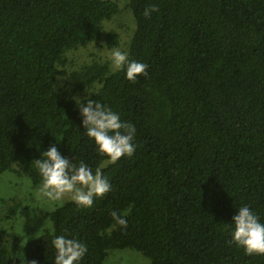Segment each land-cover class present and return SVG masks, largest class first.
<instances>
[{
  "label": "trees",
  "instance_id": "1",
  "mask_svg": "<svg viewBox=\"0 0 264 264\" xmlns=\"http://www.w3.org/2000/svg\"><path fill=\"white\" fill-rule=\"evenodd\" d=\"M149 7L157 11L146 16ZM126 8L135 29L125 50L148 72L135 82L107 61L68 68L70 53L95 42L119 47L114 29L101 39L116 2L0 0V175L40 186L34 160L56 144L111 184L91 208L68 200L46 213L25 264H54L60 235L87 246L81 264H104L115 250L149 264H264L232 243L228 225L244 204L264 222V0H126ZM84 94L135 125L132 157L103 166L107 157L83 134L74 98ZM10 200L16 218L20 203ZM7 237L0 229V264L31 235Z\"/></svg>",
  "mask_w": 264,
  "mask_h": 264
},
{
  "label": "clouds",
  "instance_id": "2",
  "mask_svg": "<svg viewBox=\"0 0 264 264\" xmlns=\"http://www.w3.org/2000/svg\"><path fill=\"white\" fill-rule=\"evenodd\" d=\"M157 11L155 7L145 9V15ZM103 51V50H102ZM129 53L120 47L111 48L106 54L113 72L123 71L129 82H135L138 76H147L145 63L130 60ZM81 117L83 134L93 140L96 150L107 160L104 167L115 164L122 157H132L136 151L133 143L136 135L135 125L121 120L119 113L108 105L84 97L74 98ZM41 177L37 198L54 202L62 206L65 197L70 198L78 207L91 208L94 200L103 197L111 190V184L101 168L93 172L84 162L78 165L63 156L56 144H50L39 159L34 160ZM117 223L126 227L124 218H117ZM231 240L249 254L264 255V222L249 205L236 208L232 216ZM54 231V229H51ZM55 250L54 264H81L88 249L80 240L64 235L55 236L52 241ZM20 264H25L23 253L18 254ZM29 264H36L33 260Z\"/></svg>",
  "mask_w": 264,
  "mask_h": 264
},
{
  "label": "rangeland",
  "instance_id": "3",
  "mask_svg": "<svg viewBox=\"0 0 264 264\" xmlns=\"http://www.w3.org/2000/svg\"><path fill=\"white\" fill-rule=\"evenodd\" d=\"M111 1L118 4L119 12L111 20L103 22L101 39H104L108 30L114 29L121 38L119 47L125 50L135 29V19L132 12L126 8V0ZM108 51L109 49L105 47L103 41L95 42L86 48L70 53L68 55L70 61L68 68L76 69L97 60L107 61L106 54ZM85 95H79L76 98L81 99ZM39 187L31 186L29 180L24 177H15L7 172L0 175V229L7 233V238L19 233L22 228L23 231L29 232L31 237L22 238L23 240L18 246L23 256L25 244L37 238L44 230L43 227L48 226L46 213L58 207L54 202L37 198ZM10 199H15L20 203V209L15 214L16 218L10 217L9 210L13 203ZM68 200L70 198L65 197L64 202ZM20 250L12 257L11 264H20L18 255L21 253ZM104 264H149V261L134 251L115 250L109 253Z\"/></svg>",
  "mask_w": 264,
  "mask_h": 264
}]
</instances>
